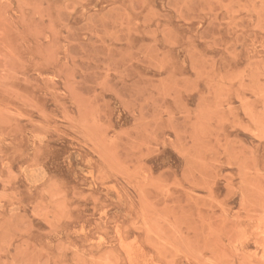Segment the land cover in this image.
Wrapping results in <instances>:
<instances>
[{
    "label": "rangeland",
    "instance_id": "rangeland-1",
    "mask_svg": "<svg viewBox=\"0 0 264 264\" xmlns=\"http://www.w3.org/2000/svg\"><path fill=\"white\" fill-rule=\"evenodd\" d=\"M0 264H264V0H0Z\"/></svg>",
    "mask_w": 264,
    "mask_h": 264
}]
</instances>
